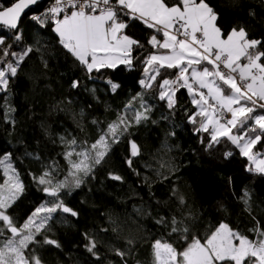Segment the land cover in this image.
I'll return each mask as SVG.
<instances>
[{
    "label": "trees",
    "instance_id": "trees-1",
    "mask_svg": "<svg viewBox=\"0 0 264 264\" xmlns=\"http://www.w3.org/2000/svg\"><path fill=\"white\" fill-rule=\"evenodd\" d=\"M51 1L38 4L22 18L20 41L14 40V31L0 26V36L8 37L6 45L11 44L12 50L33 49L16 77L10 78L8 90L0 92V157L11 154L24 185L8 210L17 224L50 199L33 177L52 165L57 166L58 178L66 175L61 137L91 144L129 102L139 108L142 96L152 108L147 120L133 124L112 145L92 176L79 188L61 193L64 203L78 215L57 212L49 229L37 237L41 244L29 246L42 264H154V240H168L179 250L185 246L180 234H170V223H156L161 217L170 222L175 216L201 238L221 222L249 238L255 237L252 229L264 230V174L248 171L247 158L227 140L208 147V133H196V126L189 123L196 109L186 89L176 93L172 109L159 100V80L174 78V70L164 72L150 89L140 85L145 79L142 61L153 51L147 43L153 31L139 21H129L127 34L144 45L135 49L139 59L134 67L94 71L90 78L58 43L51 26L41 28L31 19ZM13 2L0 0V5ZM206 2L218 14L217 24L225 34L244 27L249 39L264 42V0ZM73 80H79L80 86L72 88ZM108 80L119 85L115 92ZM131 142L138 145L140 155L131 156ZM229 151L232 156L225 158ZM254 151L264 153V147ZM110 174L122 180H113ZM3 180L0 170V182ZM45 236L60 247L43 244ZM90 239L96 242L95 255L87 251ZM117 249L126 253L123 260Z\"/></svg>",
    "mask_w": 264,
    "mask_h": 264
},
{
    "label": "snow or ice",
    "instance_id": "snow-or-ice-1",
    "mask_svg": "<svg viewBox=\"0 0 264 264\" xmlns=\"http://www.w3.org/2000/svg\"><path fill=\"white\" fill-rule=\"evenodd\" d=\"M38 2L14 0L10 6L0 5V25L15 32V41L22 39L21 17ZM31 19L41 28L50 25L58 43L90 78L94 71L115 70L121 65L129 70L134 67V61L139 59L135 49L144 45L129 36L126 29L129 21H139L154 33L147 41L153 51L142 61L145 79L139 81L140 85L150 89L164 72L174 70V78L163 76L159 80V100L166 101L172 109L176 93L186 89L196 109L189 116V123L196 126V133H208V147L227 140L247 158L248 171L264 174V153L254 151L257 146L264 147V50H261L264 42L249 39L244 27L232 28L225 34L217 24L218 14L206 0H176L175 3L169 0H52L43 14L32 15ZM6 39L0 36V92L8 90L10 78L16 77L20 65L33 50L31 47L12 50L11 44L6 45ZM107 84L113 92L119 87L111 80ZM71 86L79 87L80 81L73 80ZM151 108L142 96L139 108H133L129 102L115 121L100 129L98 138L91 144L61 137L66 175L58 178L57 166L52 165L39 177H33L42 186L44 196L50 199L41 202L19 225L8 210L19 199L24 185L11 154L0 157L4 176L0 182V264H42L35 249L30 250L29 246L41 244L37 237L49 229L57 212L78 215L64 203L61 193L79 188L85 178L92 176L112 145L133 124L147 120ZM232 154L226 152L225 158ZM138 155V145L131 142V156ZM127 163L132 166L131 159ZM110 177L122 180L118 175L110 174ZM156 223L165 226L170 223V234H180L179 239L185 246L179 250L168 240H154V264H264V230L259 227L251 230L255 237L249 238L221 222L201 238L191 234L194 231L191 225H184L175 216L170 222L161 217ZM42 242L60 247L47 236ZM86 247L95 255V240L90 239ZM116 254L122 260L126 255L119 249Z\"/></svg>",
    "mask_w": 264,
    "mask_h": 264
},
{
    "label": "water",
    "instance_id": "water-1",
    "mask_svg": "<svg viewBox=\"0 0 264 264\" xmlns=\"http://www.w3.org/2000/svg\"><path fill=\"white\" fill-rule=\"evenodd\" d=\"M45 0H39V2H38V4H40V3H42V2H44ZM37 4V5H38ZM37 5H33V6H31L29 9H27L26 11H25V14L21 17V20H22V18L26 15V14H28L32 9H34ZM1 27H4V26H2V25H0Z\"/></svg>",
    "mask_w": 264,
    "mask_h": 264
},
{
    "label": "built area",
    "instance_id": "built-area-1",
    "mask_svg": "<svg viewBox=\"0 0 264 264\" xmlns=\"http://www.w3.org/2000/svg\"><path fill=\"white\" fill-rule=\"evenodd\" d=\"M51 3H52V1L50 2V3H48L41 11H40V13L39 14H37V15H41V14H43V12L51 5Z\"/></svg>",
    "mask_w": 264,
    "mask_h": 264
}]
</instances>
